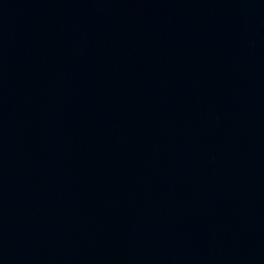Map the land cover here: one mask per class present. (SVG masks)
<instances>
[{
    "label": "water",
    "instance_id": "obj_1",
    "mask_svg": "<svg viewBox=\"0 0 264 264\" xmlns=\"http://www.w3.org/2000/svg\"><path fill=\"white\" fill-rule=\"evenodd\" d=\"M0 264H264V0H0Z\"/></svg>",
    "mask_w": 264,
    "mask_h": 264
}]
</instances>
